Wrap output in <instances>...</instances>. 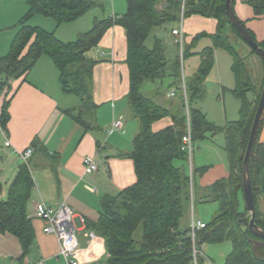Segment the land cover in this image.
Listing matches in <instances>:
<instances>
[{
    "label": "trees",
    "instance_id": "obj_1",
    "mask_svg": "<svg viewBox=\"0 0 264 264\" xmlns=\"http://www.w3.org/2000/svg\"><path fill=\"white\" fill-rule=\"evenodd\" d=\"M124 1L126 11L121 17L96 19L89 31L79 34L72 42L64 43L52 32L30 27L28 21L39 15L51 19L57 26L72 23L91 9L101 7L98 1L30 0L27 11L15 25L18 31L7 54L0 58V93L9 87L10 81L25 77L40 57H48L58 72L62 94L75 96L80 101L76 109L67 112L69 117L85 132L96 129L92 118L96 106L91 94L95 62L87 57V53L99 44L111 27L120 26L125 32V65L128 71L126 101L130 113L138 122L137 134L127 154L133 162L135 182L117 195L104 199L99 218L88 225V229L104 245L105 263L192 264L193 243L188 223L184 225L182 220L190 206L198 201L217 203L218 213L211 222L204 223V228L195 231V250L202 252L205 244L230 242L232 250L224 264H264V239L248 229L250 215L244 204L241 179L243 156L264 81L263 61L249 49L263 68L261 83L255 86L244 59L236 49L238 42L246 43L226 20L225 0ZM234 1L231 3L232 9ZM244 2L256 16L264 15V0ZM181 15L183 19L191 16L214 19L215 32L212 35L197 34L189 44H183L181 59L176 47L173 58L167 60L166 46L156 37L151 48L146 47L145 43L154 29L170 22L179 23ZM247 32L256 42L253 35ZM203 38H208L211 45L197 53L199 67L191 80H185L191 138L194 144L207 136L223 134L228 175L205 188H198L195 177L201 176L207 167H192L191 192L189 171L175 165V162L188 164V157L179 149L186 121L180 89L183 77L181 63L196 55L193 49ZM256 43L264 50V42ZM216 50H223L231 57L234 79L231 93L241 103L239 120L224 127L209 123L205 115L193 107L204 94L203 84L214 67ZM165 80L170 81L167 90L175 88L179 98V106L174 114L152 101L143 91L147 84L162 85ZM8 105L5 102L1 108L2 128L9 119ZM164 118H170L172 125L154 132L152 125ZM263 118L264 110L249 159V173L254 223L264 230V143L259 142ZM33 187L27 165L22 164L7 189L5 199L0 200V233L17 239L21 248L20 260L29 253L34 242L27 214V203ZM256 242L261 246L256 247ZM196 262L206 264L199 255Z\"/></svg>",
    "mask_w": 264,
    "mask_h": 264
},
{
    "label": "crops",
    "instance_id": "obj_2",
    "mask_svg": "<svg viewBox=\"0 0 264 264\" xmlns=\"http://www.w3.org/2000/svg\"><path fill=\"white\" fill-rule=\"evenodd\" d=\"M29 1L0 0V58L7 54L10 43L18 31L15 25L27 11ZM115 1L109 0L110 10L104 12L101 9L103 14L98 20L121 17L125 13L121 15L116 13L113 4ZM117 8L118 11H123V7ZM16 9V13L14 11L11 16L7 15L4 19V13ZM233 12L256 42H264V15L256 16L244 0L234 1ZM88 13L68 24L72 27L88 26L90 22L93 24L97 17L92 21L83 20ZM37 17L42 16L32 17L28 21L30 27L52 32L59 41H65L64 43L72 42V37L76 39L79 34L89 31L92 27L90 26L85 32L79 29L72 30V37L69 38V32L61 31V25L57 26L54 21L50 23L45 20L48 18ZM178 26L179 23H176L171 27L170 33ZM215 27L214 19L199 16L183 19V44H189L191 39L200 33L212 35ZM202 40L209 41V45L206 44L198 49ZM170 45L174 48L175 55V38ZM210 45L208 38L200 39L193 49L196 53L194 57L199 59L197 53ZM87 57L95 62L91 94L96 106L92 115L96 129L85 132L69 117L67 112L76 109L80 101L75 96L62 94L58 83V72L48 57H40L25 77L10 81L9 87L0 93V113L2 105L5 102L9 104V119L3 128L0 127V199H5L9 185L14 180L19 167L24 164L18 152L32 150L26 165L34 183L27 203V214L34 233V242L29 253L20 260L21 248L17 239L9 234L0 233V264H36L40 261L42 264H64V260L58 256V241L53 235L45 232L46 224L34 216V207L41 202L49 208L65 203L72 210L73 224L77 229L75 237L80 249L73 259L78 264L105 262L106 254L101 239L96 236L92 251L88 253L86 250L88 239L85 233L90 231L88 225L95 223L99 218L103 200L117 195L135 182L133 162L127 154L137 134L138 122L130 113L126 101L128 71L125 65L124 30L120 26L111 27L99 44L87 53ZM212 73H214L212 76L215 75L216 79H220L218 68ZM184 80L189 81L185 78ZM169 83L170 81L165 80L162 85L154 84L155 90L151 94L164 95V100L170 99L169 107L165 108L170 112L173 110L171 113L174 114L179 106L175 88H170L162 94L158 93L159 87L164 84L167 86ZM232 87L234 88V84ZM171 91L175 92L174 97L168 96ZM153 98L155 100L151 99L152 101L162 104V98L158 97L159 100L157 97ZM117 117H122L121 129L109 132L112 121ZM170 125H172L171 120L164 118L154 123L152 130L157 132ZM220 136H222L220 144L224 147V136L223 134ZM214 139L216 136H207L198 145V149L204 147L207 153L211 154V161H204L202 155L196 153L193 155L196 168L207 167L201 176L195 177L198 188H205L228 175L224 150L220 149L217 152L213 145L209 144ZM6 141L10 143L9 146H5ZM259 142L264 143V123L259 134ZM85 158L94 159L97 165L95 172L85 171L83 167ZM79 218H84L85 225L80 223Z\"/></svg>",
    "mask_w": 264,
    "mask_h": 264
},
{
    "label": "rangeland",
    "instance_id": "obj_3",
    "mask_svg": "<svg viewBox=\"0 0 264 264\" xmlns=\"http://www.w3.org/2000/svg\"><path fill=\"white\" fill-rule=\"evenodd\" d=\"M96 1H98V3L102 5V7H95L91 9L88 15L83 18V20L90 21L91 19L92 21L94 17H97V19H100L102 17L101 15L103 14V12H101V9H103L104 12L105 11L108 12L110 10L111 3L109 2V0H96ZM113 4L116 7V13H118L119 15L123 14L126 11V4L124 0H116ZM118 6L123 7V11H118V8H117ZM14 8L15 7H13V9ZM14 11L16 13L17 9L13 10L12 12L4 13V19H6L7 15L11 16ZM36 16H39V15H36ZM37 18H42V17H37ZM45 20L49 21L50 23H53L51 19L49 20L45 19ZM91 23L92 22H90L88 26H81V25L77 26L79 28L72 27L69 24H62L61 31L63 30V31L69 32L70 34L69 38H70L72 37L71 36L72 30L76 31L75 29H79V31L85 32L88 29H90L89 28L90 26L93 25ZM175 25H176L175 22H170L160 28L154 29L145 43L146 47L151 48L154 37L160 39L167 47V50L165 52L166 59L171 60L174 56V48L170 45V43L172 42L174 37L171 36L170 28ZM69 38H65V39H69ZM71 39L74 40L75 38L72 37ZM206 44L209 45V41L202 40L198 45V49L203 48L204 46H206ZM176 47L178 48L177 44H176ZM236 49L239 55L244 59L246 70L248 71V74L251 77V81L253 85L259 86L261 83V76L263 73V68L261 66L259 59L255 55H252L249 51L248 46H246L241 41L238 42V44L236 45ZM181 58L182 56H180V59ZM216 64L219 70V76H220L219 80L216 79L215 75L212 76V74H214L212 72H214V70H217ZM231 65H232L231 57H229L228 53H226L223 50H217V52L215 53V64L213 67V71L211 70V72L209 73L208 77L206 78L203 84L204 94L199 100H197L193 104L194 108L198 109L205 115V118L209 123H212L213 125L217 127H224L227 123L236 122L239 120V111H240L241 103L231 93V90L233 88V87L231 88V86H233L234 84L233 75L231 73ZM198 67H199V59L197 57L193 56V57L187 58L184 61H182L181 73L183 75V79L185 78L189 80L193 78ZM154 90H155L154 85H150V84H147L143 88L144 93L147 96H149L151 99H154L153 97L155 98L157 97L158 100L159 98H162L161 105L164 107H169V103L171 101H168V100L170 99L164 100L163 99L164 95L163 96H157L155 94L152 95L151 93H153ZM166 90H167V87H166V84H164L161 88L159 87L158 93L159 94L165 93ZM148 91L150 93H148ZM172 111L173 110H171V112ZM220 135L221 134L216 135V139H214L213 141H211V143H209L210 146L213 145L214 150H216L217 152H219L220 149L223 151V146L222 144H220V139H222V136ZM200 142L202 141H198L194 143L192 156L189 159L188 164L183 165L181 162H175V165L183 166L187 172L189 171L190 167L196 168L197 164H195L196 162L193 156L194 153L198 154L199 156L202 155V157L204 158V161H208V160L211 161L212 156L211 154L207 153L204 147H200V149H198V145L200 144ZM0 200H4V198H1ZM217 213H218L217 203L215 202L200 203L196 201L194 205L190 206L188 214L183 218L182 221L184 225L187 223L189 225L190 217L192 216L194 220H200L203 223L207 224L211 222V220L217 215ZM94 250H96V247L94 248ZM231 250H232V247H231L230 242H223L220 244H205L202 246V249H201L204 256L207 257L208 260L212 264H224L225 259L229 255ZM104 264L106 263L104 262Z\"/></svg>",
    "mask_w": 264,
    "mask_h": 264
},
{
    "label": "built area",
    "instance_id": "obj_4",
    "mask_svg": "<svg viewBox=\"0 0 264 264\" xmlns=\"http://www.w3.org/2000/svg\"><path fill=\"white\" fill-rule=\"evenodd\" d=\"M115 18V17H113ZM182 15L180 17L179 26L176 29L171 31V35L175 38V42L179 48V55L182 54V46H183V33H182ZM180 89L182 91L183 100H184V115L186 118L185 121V133L181 138L180 142V151L188 157V161L192 156L193 151V142L191 138V127H190V117H189V110L187 106V96H186V86L185 81L182 77V81L180 84ZM169 97H174L175 92L171 91L168 94ZM122 127V117L115 118L110 127L109 132L118 131ZM9 142H5V146H9ZM32 150L27 149L23 152H18L19 157L21 158L24 164H27L28 158L31 156ZM83 167L86 172H95L97 170V165L93 158H85L83 160ZM189 177L191 180L190 183V191L192 192V168H189ZM34 216L40 220H42L46 224L45 232L47 234L53 235L59 243V251L58 256H60L64 260V264H78L77 261L73 259L75 255L80 252L78 247V243L75 237L76 234V227L73 224L74 214L72 210L65 204L61 203L54 208L47 207L44 203H38L34 207ZM80 223L85 225L84 218H79ZM204 223L199 220H194L193 217H190L189 222V236L191 237L193 243V251L192 257L193 261L192 264H197L196 256H202L205 259L206 264H212L203 254L202 252H198L194 249V235L195 231L204 228ZM85 237L88 239V246L86 248L87 252L92 251V246L94 241L96 240V235L92 231H87L85 233ZM42 264V261L36 263Z\"/></svg>",
    "mask_w": 264,
    "mask_h": 264
},
{
    "label": "water",
    "instance_id": "obj_5",
    "mask_svg": "<svg viewBox=\"0 0 264 264\" xmlns=\"http://www.w3.org/2000/svg\"><path fill=\"white\" fill-rule=\"evenodd\" d=\"M231 3L232 0H225L224 9H225L226 20L229 21L232 24V26L237 30L241 39L246 43L248 48L251 51H253L255 55H257L264 63V50L261 49L257 45V43L251 39L246 29L243 27L241 22L235 16ZM263 110H264V81L260 92L259 101L257 103L256 111L252 120L250 132H249V138L247 141L245 153L243 156L242 166H241L243 200L245 207L250 215V219L248 222V229L252 234L262 239H264V230L256 226V224L254 223L255 211H254L251 180L249 173V159L256 141L259 121L261 119ZM255 246L259 247L261 246V244L256 242Z\"/></svg>",
    "mask_w": 264,
    "mask_h": 264
},
{
    "label": "bare ground",
    "instance_id": "obj_6",
    "mask_svg": "<svg viewBox=\"0 0 264 264\" xmlns=\"http://www.w3.org/2000/svg\"><path fill=\"white\" fill-rule=\"evenodd\" d=\"M192 134V133H191Z\"/></svg>",
    "mask_w": 264,
    "mask_h": 264
}]
</instances>
